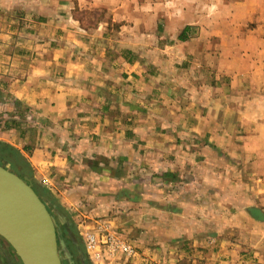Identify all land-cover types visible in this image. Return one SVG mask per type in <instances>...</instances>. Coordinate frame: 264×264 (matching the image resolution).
Segmentation results:
<instances>
[{"label":"crops","instance_id":"0c3cea01","mask_svg":"<svg viewBox=\"0 0 264 264\" xmlns=\"http://www.w3.org/2000/svg\"><path fill=\"white\" fill-rule=\"evenodd\" d=\"M0 11V141L84 244L114 232L137 249L88 248L93 263L264 264V0Z\"/></svg>","mask_w":264,"mask_h":264},{"label":"water","instance_id":"95a60500","mask_svg":"<svg viewBox=\"0 0 264 264\" xmlns=\"http://www.w3.org/2000/svg\"><path fill=\"white\" fill-rule=\"evenodd\" d=\"M34 182L31 176H21L0 164V235L12 245L22 264H77L64 226L76 245L78 264H86L71 220L34 187Z\"/></svg>","mask_w":264,"mask_h":264},{"label":"rangeland","instance_id":"374dc122","mask_svg":"<svg viewBox=\"0 0 264 264\" xmlns=\"http://www.w3.org/2000/svg\"><path fill=\"white\" fill-rule=\"evenodd\" d=\"M20 14L18 15V17L16 18L17 19V21H14L13 23L14 24H12L11 25V28H16V31H17V35H19V37L18 38H23L24 37V35L26 34V33H28V32H30L31 30H32V28H31V25H30V13H28V12H25V11H20L19 12ZM3 15H5V14H3L1 11H0V21H5L6 20V23H7V20H8V18L7 17H5V16H3ZM5 23V22H4ZM9 24V23H8ZM10 26V25H9ZM7 28H9L8 26H6ZM20 40V39H19ZM5 101H9L8 100V98L5 100ZM6 143V142H5ZM6 144H9V143H6ZM9 146H11V147H13V148H15V149H17L15 146H13V145H11V144H9ZM17 150H19V149H17ZM26 158V157H25ZM27 160V159H26ZM27 163H28V161H27ZM28 165H29V168H28V172H29V174H27L28 176H30V170H31V167H30V164L28 163ZM10 168H11V166H9ZM12 169V168H11ZM12 170H14V169H12ZM15 171V170H14ZM16 172V171H15ZM17 173V172H16ZM31 173H32V170H31ZM18 174V173H17ZM31 177H32V175H31ZM34 187H35V183L38 185V187H40V188H43L44 190H46L47 192H44L43 190L42 191H40L43 195H45V197H48L55 205H56V207L57 208H60L61 210H62V212L71 220V229L74 231V233H75V235H76V237L78 238V240H79V242H80V244H81V247H82V249H83V251H84V253H85V255H86V264H96V263H93V259L91 260L90 259V253H89V251H88V248H87V245L86 244H84V242H83V240H82V236H81V234L79 233V230H78V228H77V226L76 225H74V223H73V221H72V219L70 218V216H69V214L67 213V211L66 210H63V208H62V206L60 205V202L55 198V197H53V195H52V193L49 191V189L47 188V186L46 185H44L43 183H41V182H39V181H37L36 179H34ZM61 225V224H60ZM62 229H63V231H64V236H65V238H66V241H67V244H68V246H69V248H70V250H71V252H72V254H73V256H74V259H75V261L77 262V264L80 262L79 261V259L77 258L78 257V251H77V248H76V245L73 243V241L71 240V238H70V236H69V234H68V232H67V230H66V228L64 227V226H62ZM5 239V238H4ZM6 240V239H5ZM7 241V240H6ZM17 253V252H16ZM118 252H116V254H117ZM18 255V254H17ZM1 260V259H0ZM9 260H10V263H13L12 261H11V259L9 258ZM19 262H18V264H22V262H21V260H20V258H19V256H18V259H17ZM16 260V261H17ZM79 261V262H78ZM0 262H2V260L0 261ZM64 264H69L67 261H64Z\"/></svg>","mask_w":264,"mask_h":264},{"label":"built area","instance_id":"2783aa9c","mask_svg":"<svg viewBox=\"0 0 264 264\" xmlns=\"http://www.w3.org/2000/svg\"><path fill=\"white\" fill-rule=\"evenodd\" d=\"M87 248H94L95 246H105L110 252H124L130 256L137 253L136 247L129 240L124 239L114 232L102 233L99 236L95 234H88L84 238ZM102 253V252H101ZM100 251L94 252L95 260H100L102 254Z\"/></svg>","mask_w":264,"mask_h":264},{"label":"trees","instance_id":"16d2710c","mask_svg":"<svg viewBox=\"0 0 264 264\" xmlns=\"http://www.w3.org/2000/svg\"><path fill=\"white\" fill-rule=\"evenodd\" d=\"M0 164H3L5 166H11L12 169H14L19 175L24 176L29 174L28 168L29 165L27 163L26 158L21 154V152L11 146L9 144H6L5 142L0 141ZM32 175L30 170V176ZM35 188L38 191H44L43 188L38 187V185L35 183Z\"/></svg>","mask_w":264,"mask_h":264},{"label":"flooded vegetation","instance_id":"af4514ba","mask_svg":"<svg viewBox=\"0 0 264 264\" xmlns=\"http://www.w3.org/2000/svg\"><path fill=\"white\" fill-rule=\"evenodd\" d=\"M9 258L11 259V261L14 264H18V262H19L17 260L18 255H17L15 249L12 247V245L8 241H6L0 235V259L2 260V262H0V264H11Z\"/></svg>","mask_w":264,"mask_h":264}]
</instances>
